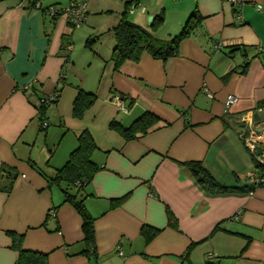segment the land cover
Wrapping results in <instances>:
<instances>
[{
  "label": "crops",
  "instance_id": "crops-1",
  "mask_svg": "<svg viewBox=\"0 0 264 264\" xmlns=\"http://www.w3.org/2000/svg\"><path fill=\"white\" fill-rule=\"evenodd\" d=\"M126 1L88 2L85 34L112 36L94 51L84 43L80 54L65 17L54 20L29 0H0V264L18 257L9 231L24 236L25 248L47 253L48 264H94L82 216L48 181L84 129L102 168L80 191L96 217L99 264H264V183L213 193L186 164L201 161L237 187L262 173L247 137L262 135L256 147L264 150V0H139L146 9L132 19L143 26L164 11L161 38L176 34L194 10L200 23L176 56L163 61L144 51L115 68L110 30ZM79 87L97 94L81 118L73 115ZM55 93L41 128L38 104ZM229 94L239 100L226 109ZM147 110L168 124L132 140L110 127ZM144 227L158 232L148 239Z\"/></svg>",
  "mask_w": 264,
  "mask_h": 264
},
{
  "label": "trees",
  "instance_id": "trees-1",
  "mask_svg": "<svg viewBox=\"0 0 264 264\" xmlns=\"http://www.w3.org/2000/svg\"><path fill=\"white\" fill-rule=\"evenodd\" d=\"M29 3L33 6H38L39 4V8L54 20L62 17V13L51 14L49 12V8L51 6H57V4L42 6L40 0H29ZM133 6L134 10L132 11L131 8ZM138 7H143V5H140L139 0H127L121 18L110 30L115 38L110 61L114 64L115 68H119L126 60H138L144 51L149 52L153 57L160 58L163 61L176 56L179 53L182 40L196 29L201 19L197 10L192 11L181 29L176 34L165 39L157 36L155 33L165 21L164 11H160L152 20L150 27H146L129 18V13H133ZM58 8L60 9L61 7ZM85 16L83 22L85 21ZM67 22L72 28L77 26L69 20H67ZM101 35L88 36L85 46L94 51V46L101 38ZM237 48L239 49L240 47L237 46L235 50ZM28 89L29 86L26 87V90ZM53 95V98L52 95L42 97L40 99L41 102L38 104L41 128H46L49 125V121L45 119L44 113L50 104L57 101L58 93ZM96 98V92L79 87L77 96L73 102V115L78 118L83 117L85 112L95 102ZM160 120L161 117L157 113L147 110L129 124H123L120 120L114 119L111 121L110 127L117 130L126 140H132L168 124V122L160 123ZM96 149L97 145L92 133L88 129L82 130L78 135L76 147L70 152L66 162L56 169L55 174L48 177V181L50 184L55 183L61 187L64 193V201L70 202L82 216L84 240L87 245L85 251L90 258L94 259V264H99L94 226L96 217L87 208L85 197L80 196V191H82L94 178L95 174L102 169L92 158V154ZM252 154L256 159L258 171H262V173L257 177L258 179H256L255 182L244 187L229 186L222 183L214 177L201 161H190L186 164L192 170L196 180L209 192L218 193L230 190H251L255 185L264 183V162L258 159L261 151L257 148L256 152H252ZM4 169L6 170V168ZM6 175L9 176V174ZM120 201L121 200L118 199L116 203ZM171 217L170 215L169 218L171 219ZM143 231L145 234L148 233L149 239L158 232V229L144 227ZM9 233L13 239V247L18 252L16 264H48L47 253L25 248L23 245V235L15 234L13 231H9Z\"/></svg>",
  "mask_w": 264,
  "mask_h": 264
},
{
  "label": "built area",
  "instance_id": "built-area-1",
  "mask_svg": "<svg viewBox=\"0 0 264 264\" xmlns=\"http://www.w3.org/2000/svg\"><path fill=\"white\" fill-rule=\"evenodd\" d=\"M234 4H240L239 0H231ZM141 5V4H140ZM39 7V4L38 6ZM259 8H262L260 5ZM88 10V0H79V1H70L67 5L61 7L60 9L57 6H51L49 8V12L51 14L56 13H62V16L65 17L70 22L75 23L76 25H80L83 20L84 16ZM131 10H134V6L131 8ZM142 10L145 11V7H142ZM218 46V45H217ZM206 94L213 98L214 94L210 91L209 88H205ZM54 95H52V98ZM239 100L238 96L235 94H229L225 100V108L229 109L233 104H235ZM116 104L122 109L127 110L126 106H124L123 101L120 97L116 96L115 98ZM247 116L244 117V120H247ZM262 135L257 134L255 131L249 133L247 137V145L248 147L253 151L256 152L257 142L261 139ZM258 159L262 162H264V150L261 151V154L258 156ZM120 254H123L122 251H120Z\"/></svg>",
  "mask_w": 264,
  "mask_h": 264
},
{
  "label": "rangeland",
  "instance_id": "rangeland-1",
  "mask_svg": "<svg viewBox=\"0 0 264 264\" xmlns=\"http://www.w3.org/2000/svg\"><path fill=\"white\" fill-rule=\"evenodd\" d=\"M43 1H45L48 4H57L58 7H63V6L68 4L67 3L68 0H43ZM108 1L109 0H89L88 2H89V5H90V3L95 4V5H99L102 2H108ZM140 10L141 9L138 8V10H136L135 13H129V18L132 19L134 17V15H136V14H138V12H140ZM90 16H92L97 23L103 24L104 16L98 15L97 13H95L93 11L90 12ZM148 19H149V17H148ZM106 22L107 21L105 19V23ZM89 27H90V22L89 21H85L82 24L77 25L74 28H72V29L75 30L74 34H72L73 40L75 41L73 47H75L76 51L78 53H80V54H81L82 51L85 52L84 43H85V40L87 39V36H88V35L85 34V30L87 28H89ZM101 33H103V34L101 35ZM96 34L97 35L99 34L102 37V41H100L98 44H101L105 40H109L111 38V36H112L111 34L107 33L105 30H99L98 32H96L93 35H96ZM95 47H94V49H95Z\"/></svg>",
  "mask_w": 264,
  "mask_h": 264
},
{
  "label": "water",
  "instance_id": "water-1",
  "mask_svg": "<svg viewBox=\"0 0 264 264\" xmlns=\"http://www.w3.org/2000/svg\"><path fill=\"white\" fill-rule=\"evenodd\" d=\"M153 18V16H150L149 19L151 20Z\"/></svg>",
  "mask_w": 264,
  "mask_h": 264
}]
</instances>
